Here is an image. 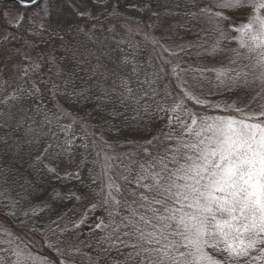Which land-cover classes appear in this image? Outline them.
I'll return each mask as SVG.
<instances>
[{
    "label": "trees",
    "instance_id": "trees-1",
    "mask_svg": "<svg viewBox=\"0 0 264 264\" xmlns=\"http://www.w3.org/2000/svg\"><path fill=\"white\" fill-rule=\"evenodd\" d=\"M198 1L41 0L18 8L12 24L4 15L10 0H0V26L36 61L13 108L0 111V226L25 244L37 242L49 264L123 259L115 248L105 251V237L128 215L108 198L109 185L130 202L143 150L181 132L169 117L240 108L229 96L201 100L218 109L178 99L188 55L173 48L191 38ZM159 26H168L165 36L154 32ZM0 264L32 263L0 239Z\"/></svg>",
    "mask_w": 264,
    "mask_h": 264
},
{
    "label": "snow or ice",
    "instance_id": "snow-or-ice-1",
    "mask_svg": "<svg viewBox=\"0 0 264 264\" xmlns=\"http://www.w3.org/2000/svg\"><path fill=\"white\" fill-rule=\"evenodd\" d=\"M216 7L220 11L213 15L221 21L230 19L224 10L253 9L255 15L235 30L241 48L262 50L256 80L264 85V0H219ZM182 94L194 105L219 108L190 91ZM169 120L181 132L174 142L166 134L168 142L153 152L143 150L147 156L131 181L130 202L117 198L122 195L119 185H109L108 198L128 210L105 237V251L115 248L123 256L112 264H249V257L264 259V110L249 113L226 105L215 115L188 112L187 120L178 115ZM254 251L261 255L252 257Z\"/></svg>",
    "mask_w": 264,
    "mask_h": 264
},
{
    "label": "rangeland",
    "instance_id": "rangeland-1",
    "mask_svg": "<svg viewBox=\"0 0 264 264\" xmlns=\"http://www.w3.org/2000/svg\"><path fill=\"white\" fill-rule=\"evenodd\" d=\"M198 2L189 29L191 38L175 43L173 48L175 51H186L188 55L184 61L178 99H186L182 90L192 92L200 100H217L222 96H229L246 112L259 113L264 110V85L256 80L260 74L256 62L262 50L249 53L246 48H241L240 33L235 30L248 23L250 17L247 14L251 13L252 8L224 10L223 14L230 19L221 21L213 15L220 11L216 7L219 0ZM18 8L17 4L10 3L5 9L6 14L3 12L12 24L17 23L21 17ZM167 28L168 26H159L154 32L165 36L166 31H169ZM53 52V47L47 49L49 57ZM31 53L30 50H23L12 44L9 33L0 26V111L13 108L16 88L30 79V71L36 63L35 56ZM245 72L248 73L247 77L243 75ZM220 73L224 75H219ZM237 73L241 75L237 77ZM17 238L15 240L0 226V239L11 241L23 260L32 264H49L36 247V240V244H25Z\"/></svg>",
    "mask_w": 264,
    "mask_h": 264
},
{
    "label": "water",
    "instance_id": "water-1",
    "mask_svg": "<svg viewBox=\"0 0 264 264\" xmlns=\"http://www.w3.org/2000/svg\"><path fill=\"white\" fill-rule=\"evenodd\" d=\"M10 2L17 4L20 8H31L38 5L41 0H33L30 2L26 0H10Z\"/></svg>",
    "mask_w": 264,
    "mask_h": 264
}]
</instances>
